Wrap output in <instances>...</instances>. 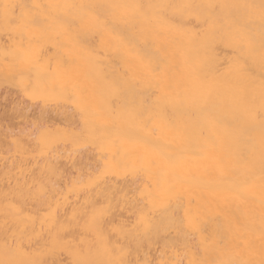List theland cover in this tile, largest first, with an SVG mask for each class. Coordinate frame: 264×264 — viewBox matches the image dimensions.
I'll list each match as a JSON object with an SVG mask.
<instances>
[{"label":"bare ground","instance_id":"1","mask_svg":"<svg viewBox=\"0 0 264 264\" xmlns=\"http://www.w3.org/2000/svg\"><path fill=\"white\" fill-rule=\"evenodd\" d=\"M260 2L0 0V260L264 264Z\"/></svg>","mask_w":264,"mask_h":264},{"label":"snow or ice","instance_id":"2","mask_svg":"<svg viewBox=\"0 0 264 264\" xmlns=\"http://www.w3.org/2000/svg\"><path fill=\"white\" fill-rule=\"evenodd\" d=\"M164 7V6H161ZM209 7H220V8H229V7H235V6H227V5H210ZM247 11L242 15V20L244 21V24L242 27H247L248 24L250 23V17L255 14V10L258 9V14H259V21H260V30H261V36H262V41H261V48H260V58L261 62L264 63V0H261L259 5H245L243 6ZM249 45H251L252 41L249 38L248 39ZM262 124H264V115H262ZM16 211L19 213L21 210L16 209ZM0 264H17L16 261L10 260V259H4L0 260ZM77 264H89V262L86 261H78ZM120 264H125V262H120Z\"/></svg>","mask_w":264,"mask_h":264}]
</instances>
